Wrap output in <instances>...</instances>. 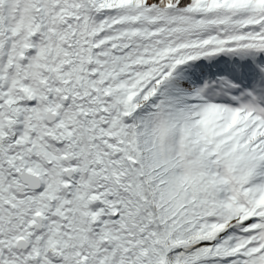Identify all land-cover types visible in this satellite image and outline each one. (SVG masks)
<instances>
[{
	"label": "snow or ice",
	"instance_id": "obj_1",
	"mask_svg": "<svg viewBox=\"0 0 264 264\" xmlns=\"http://www.w3.org/2000/svg\"><path fill=\"white\" fill-rule=\"evenodd\" d=\"M0 264H264V0H0Z\"/></svg>",
	"mask_w": 264,
	"mask_h": 264
}]
</instances>
